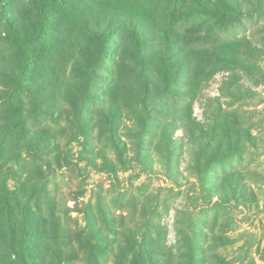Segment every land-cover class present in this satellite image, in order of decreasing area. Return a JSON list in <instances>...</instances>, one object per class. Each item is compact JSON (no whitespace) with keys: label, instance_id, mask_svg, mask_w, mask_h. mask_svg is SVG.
Segmentation results:
<instances>
[{"label":"trees","instance_id":"trees-1","mask_svg":"<svg viewBox=\"0 0 264 264\" xmlns=\"http://www.w3.org/2000/svg\"><path fill=\"white\" fill-rule=\"evenodd\" d=\"M258 88L264 0H0V264L264 263L261 239L228 252L264 194ZM137 169L164 199L142 184L81 206V188L71 207L57 188Z\"/></svg>","mask_w":264,"mask_h":264},{"label":"rangeland","instance_id":"rangeland-1","mask_svg":"<svg viewBox=\"0 0 264 264\" xmlns=\"http://www.w3.org/2000/svg\"><path fill=\"white\" fill-rule=\"evenodd\" d=\"M223 77V74H219L212 80L209 87L204 92L205 97H215L219 94V87L221 85ZM258 90L263 91L264 89L258 88ZM203 103L204 102H198L195 106V115L199 118H203ZM244 108L246 110L252 109L253 111H256L257 116L255 120L262 125V131L264 133V102L258 99H251L247 102L246 105H244ZM260 161L262 170L264 171V157L261 158ZM186 163L187 157L184 158L180 168L181 173H183L184 175H188V173L185 171ZM139 173V169L132 170L129 172L121 171L119 173V180H114L108 175L98 174L96 172H92L88 178H84L82 176L77 177L74 173H64L58 179L57 188L60 190L61 197L69 200V204L71 207L74 206V202L71 201V199L81 188H84L86 191L84 197L80 199L81 206H83L85 203H88L90 200H93V202H95L98 196V192H101L102 196L106 195L107 200H111L116 197L121 199L125 191L128 192L129 190H132L133 188L138 187L142 184L148 187L147 192L149 194L155 195L160 193L161 198L164 199L165 196L168 194V187L171 185L170 182H167L165 176L160 173H152V175H147L146 173ZM124 202L126 203L127 199ZM173 202L174 208L170 211V214L165 218V222L168 224L170 230L168 235L170 243L175 240V232L173 229V222L176 214L175 207L180 209H187L192 206V201L187 198L186 194H183ZM234 214L235 218L238 221V226L235 231H232L230 233V235H232L233 237H240L239 233H241L243 237L239 238L238 244L237 246H235V249H230L228 252L231 255H234L238 251L242 255V257H246L247 253L245 249H242V244L244 242H246L247 240H250L249 242H252L254 240L259 241L261 239L264 243V194L260 197L259 210L254 208L252 211L246 213L237 210ZM76 215L77 213H74V216ZM249 254H251V251H249ZM254 257L256 258L258 264H264L258 259L257 255H254ZM78 264L83 263L79 262Z\"/></svg>","mask_w":264,"mask_h":264}]
</instances>
